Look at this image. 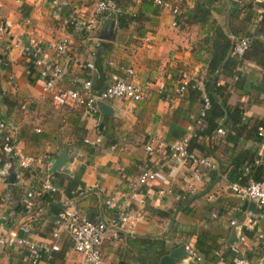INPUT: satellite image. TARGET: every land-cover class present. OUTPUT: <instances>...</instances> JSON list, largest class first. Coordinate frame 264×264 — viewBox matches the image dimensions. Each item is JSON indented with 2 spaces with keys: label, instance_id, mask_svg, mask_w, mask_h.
<instances>
[{
  "label": "crops",
  "instance_id": "1",
  "mask_svg": "<svg viewBox=\"0 0 264 264\" xmlns=\"http://www.w3.org/2000/svg\"><path fill=\"white\" fill-rule=\"evenodd\" d=\"M97 1L56 0L52 6V0H0V24L8 34V40L0 38V90L7 98L5 105L0 102V118L15 152L36 160L32 170L18 167L0 138L2 228L10 230L24 223L30 240L51 242L55 210L49 206H63L68 200L63 189L72 179L82 191L70 201L86 220L105 221L112 211L140 213L131 236L121 234L114 242L103 238L102 264H157L162 256L181 246L193 247L196 236L205 237L216 247L215 261L200 256L201 262L196 263L181 251L171 257V264H216L219 259L228 262L232 245L239 248L247 264H264V206L257 209L228 189L234 173L253 156L264 163V131L260 135L252 132L256 122H264V0H219L215 3L217 13L211 15L226 33L233 31L236 36L229 34L231 40L244 35L253 38L255 44L237 59L232 76H217V82L229 90L227 108H240V122L234 130L235 146L224 144L223 137L214 136L211 143L203 141L214 147L206 158L214 166L210 170L195 168L189 162L176 164L168 157V147L173 142L198 128L195 120L200 104L188 101L185 94L179 97L177 88L206 71L208 54L199 47L203 31L197 25L171 26L176 15L153 7L147 0H117V5L110 4V10L86 36L82 25ZM194 1L171 3L179 13L191 8ZM118 12L134 15L135 19L118 28L107 16ZM11 39H19L23 45L26 40L40 42L47 61L67 70L59 83L62 88H72L89 76L92 81L95 74L93 86L101 90L110 74L124 76L119 69H130L133 74L128 80L141 89V100L104 103L108 114L99 112L98 130L81 109L70 104L58 109L51 106L42 93L38 70L23 54L22 47L4 50ZM59 40L68 44L62 58H57L53 50ZM98 46L109 49L101 64V75L83 68L86 62L94 63L91 55ZM96 138V145L84 143ZM147 145L151 152L144 150ZM60 150L66 152V168L49 173L50 162ZM141 171L160 173L171 195L155 196L156 188L163 187L160 182L139 185L137 176ZM193 173L198 178L195 192L185 194ZM11 174L14 182L8 183ZM43 181L57 190L50 194L49 204L39 199ZM27 192L34 196L30 210L21 205ZM107 203L114 209L109 210ZM231 221L239 226H231ZM153 240L162 241L165 251L155 261L153 248H147ZM56 242L59 249L50 264H80L63 230ZM24 257L23 249L0 248V264H24Z\"/></svg>",
  "mask_w": 264,
  "mask_h": 264
},
{
  "label": "built area",
  "instance_id": "2",
  "mask_svg": "<svg viewBox=\"0 0 264 264\" xmlns=\"http://www.w3.org/2000/svg\"><path fill=\"white\" fill-rule=\"evenodd\" d=\"M154 6L161 10L167 9L173 16L178 14V9L173 6L171 0H150ZM52 6L57 4L56 0H52ZM111 8L107 1L98 0L92 10L91 16L82 25L83 32L86 36L92 33L97 21L106 14ZM171 26H176L172 22ZM7 32L4 26L0 24V38H7ZM9 43L4 46V50H10L21 46L23 54L28 58L32 65L38 70V77L41 81L42 93L48 98L51 106L54 108H62L67 104L73 105L82 110V115L85 118H90L94 121V126L99 130L100 117L97 108L98 103H107L116 99L129 100L138 102L141 100L142 91L131 80L133 72L130 69L120 68L124 76L117 74H110L106 85L101 90H95L90 79L82 80L74 85L72 88H62L59 83L62 76L67 72L66 68L60 66L56 62L47 61L44 55V50L41 48L40 42L26 40L24 45L19 39H11ZM253 39L250 36H242L233 41L230 50V55L236 59L241 58L252 47ZM53 50L57 58H62L68 51V44L59 40L53 45ZM93 57V54L91 55ZM83 68L94 72L92 61L86 62ZM95 73V72H94ZM202 81V75H198L195 79V85L199 87ZM186 85V84H185ZM185 85H180L177 88V94L182 97L185 94ZM202 104L195 120V125L199 127L202 123L204 111L208 109L209 103L207 98L202 95ZM262 133L261 128H258L257 135ZM215 137L222 138L224 131L220 128L215 130ZM189 135H184L177 141L173 142L168 147V157L176 164H185L189 162L195 168H203L206 170L213 169L212 161L201 158L197 155L188 152ZM0 138L3 148L9 150L12 156L16 158L18 167L32 170L36 160L31 157L19 156L11 144L10 136L8 135L5 122L0 118ZM99 139L96 138L93 142L84 140V143L96 145ZM146 152H151V146L144 147ZM260 163V159H256L254 164ZM196 173H193L185 187V194H193L195 192V181L197 180ZM146 182H160L163 187H158L154 191L156 197H164L171 195V189L164 186V177L157 172L141 171L137 176V183L144 185ZM228 189L240 200H247L252 202L257 209L264 206V180L259 182H249L244 187H239L236 184H230ZM42 193L57 192L56 188L51 186L47 181L41 184ZM183 194L182 198L185 196ZM134 198L135 194L132 193ZM34 196L32 192H27L21 201L23 209L30 210L33 207ZM107 208L113 210V205L107 203ZM140 218L139 212H124L112 211V214L105 221L91 222L83 218L73 207V202L64 200L62 210L55 215L51 233L52 241L48 244L42 242H34L28 238V225L20 224L14 233L10 230H4L0 224V248L2 247H17L23 249L25 252L24 264H44L45 260L50 259L53 252L58 251L57 238L60 230H63L71 242V250L80 258V264H102L100 255V245L103 238L107 237L111 241L118 239L119 235L125 234L131 236L137 221ZM231 226H239L233 221ZM184 250L189 254L190 260L193 262H201V257L190 246L184 245ZM230 259L228 262H223L219 259L216 264H247V260L240 255V250L236 245H232L228 249Z\"/></svg>",
  "mask_w": 264,
  "mask_h": 264
},
{
  "label": "trees",
  "instance_id": "3",
  "mask_svg": "<svg viewBox=\"0 0 264 264\" xmlns=\"http://www.w3.org/2000/svg\"><path fill=\"white\" fill-rule=\"evenodd\" d=\"M103 1L110 2L112 7L117 5V0ZM147 1L153 6L150 0ZM217 2H219V0H195L191 8L179 12L174 17L175 25L180 28L191 25L199 26V28L203 31V38L199 47L208 54V57L205 60L206 71L204 74H202V81L199 84L200 86L197 87V85H195V79L189 80L185 85V96L188 101L196 100L201 106V96L204 95L209 103V107L204 111V115L201 119L202 123L192 132L188 139V152L203 158H209V156H211L214 151L213 146L208 144L204 145L203 141L211 143L212 138H214L215 130L218 128L224 131V136L222 138L224 144H231L232 146H235L237 136L236 134L234 135V130L240 122V108L229 110L225 104L226 98L229 94L228 87L225 85H220L217 82V76L219 74L222 73L232 76L234 74L233 71L237 66V59L230 55L233 40L230 39L229 34L232 37L236 35L233 34V31L229 32L228 34L222 30L217 24L216 20L211 16L212 13H217V8H215V3ZM108 15H110V18L116 22V26L118 28H124L128 22H131V20L135 19L134 15H127L119 12L107 14V16ZM246 20L248 21L247 18ZM242 36H238V38ZM254 44L255 42L253 39L252 47ZM108 51L109 49L105 46H98L95 49L93 54V67L96 74L100 73L101 75V64ZM87 79H90V76L84 80ZM93 87L95 90H97L95 85ZM0 102L4 105L7 102V98L2 94L1 90ZM224 114H226V120L223 124H220ZM258 128H261V130L264 131L263 121L256 122L252 128V132L255 135L258 133ZM257 157V155L253 156L247 163L243 165L240 171L234 173L230 184H236L239 187H244L249 182L261 181L264 178V163L254 165L253 162L255 159H257ZM81 191L82 187H80L74 180L69 179L67 180L63 189V195L66 199L73 200V198L76 197ZM50 194L52 193L40 194V201L49 204L52 201ZM57 207L58 206H49L51 210H55V215L62 210L63 206H59V209ZM162 245V241L153 240L147 246V248L151 246L156 253L153 258L154 261L160 258L165 252ZM191 248L205 260L212 262L215 261L213 251L216 247H213L212 244L207 243L205 237L196 236L194 245ZM54 253L55 252L50 255L49 260L44 261V264H50L55 259V256L53 255Z\"/></svg>",
  "mask_w": 264,
  "mask_h": 264
},
{
  "label": "water",
  "instance_id": "4",
  "mask_svg": "<svg viewBox=\"0 0 264 264\" xmlns=\"http://www.w3.org/2000/svg\"><path fill=\"white\" fill-rule=\"evenodd\" d=\"M111 32H110V36H111ZM95 80V74L92 77V82L94 83ZM97 108L99 110V112L103 115H107L108 114V108L102 104V103H98L97 104ZM226 118L224 117L223 120L221 121V124L224 122ZM65 151L64 150H60V152L58 153V155L50 162V168L48 170L49 173H53V172H63L66 168L67 162H68V158L65 156ZM8 183H12L14 182V176L13 174H11L8 177ZM251 204L253 206H255L252 202ZM173 218L170 220V225L172 224ZM20 224H16L15 226H13L10 229L11 233H14V231L16 230V228L19 226ZM181 251H183L186 256L190 259L189 254L184 250V246H181L180 248L173 250L170 252V254L168 256H162L157 264H171V257H174L176 254H179Z\"/></svg>",
  "mask_w": 264,
  "mask_h": 264
}]
</instances>
